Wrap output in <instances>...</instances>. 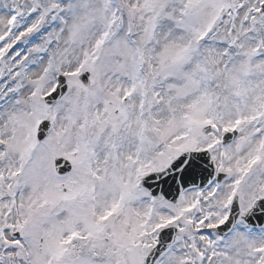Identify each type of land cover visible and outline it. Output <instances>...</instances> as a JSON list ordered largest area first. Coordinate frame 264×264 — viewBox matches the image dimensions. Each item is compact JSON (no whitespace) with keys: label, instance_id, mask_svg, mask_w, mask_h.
<instances>
[{"label":"snow or ice","instance_id":"1","mask_svg":"<svg viewBox=\"0 0 264 264\" xmlns=\"http://www.w3.org/2000/svg\"><path fill=\"white\" fill-rule=\"evenodd\" d=\"M0 264H264V0H0Z\"/></svg>","mask_w":264,"mask_h":264}]
</instances>
